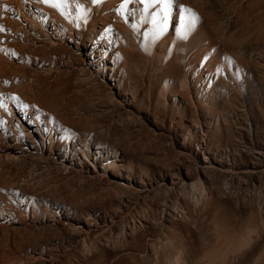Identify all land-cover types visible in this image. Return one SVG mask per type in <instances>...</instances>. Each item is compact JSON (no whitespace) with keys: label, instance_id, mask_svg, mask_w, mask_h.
Masks as SVG:
<instances>
[{"label":"rangeland","instance_id":"obj_1","mask_svg":"<svg viewBox=\"0 0 264 264\" xmlns=\"http://www.w3.org/2000/svg\"><path fill=\"white\" fill-rule=\"evenodd\" d=\"M87 1L100 27L104 13ZM176 4L199 17L182 43L170 39L174 7L169 29L144 41L130 15L109 16L107 43L81 41L75 25L73 38L30 44L27 60L10 61L8 89L37 106L43 129L48 119L67 133L40 156L21 126L0 131V192L16 207L0 219L1 262L42 249L55 264H264V0ZM202 50L219 65L208 77ZM11 195L36 202L25 216Z\"/></svg>","mask_w":264,"mask_h":264},{"label":"bare ground","instance_id":"obj_2","mask_svg":"<svg viewBox=\"0 0 264 264\" xmlns=\"http://www.w3.org/2000/svg\"><path fill=\"white\" fill-rule=\"evenodd\" d=\"M86 1L64 0L60 8H57L43 3L42 0H0V25L3 26V30H0V35H4L5 37L2 38L0 42V103L5 106L0 107V131L5 134L8 126H10L9 130H11V132L15 131L17 125L21 126L24 130H27V135L32 139L34 148L38 150V154L40 156H42L46 151H48V153L52 152L58 146V143H60V141L66 139L65 134L67 133V130L62 128L63 130H58L59 132H56L57 129L53 127L51 120L48 119L45 120L47 129H43L39 120V110L37 109V106L33 111L26 100H22L21 96H19L18 94H13L15 92H12L8 89L9 83L7 82V80H5V78L1 79V75L7 72L6 69L9 67L10 61L27 60L28 57L26 55H23V49L30 44L35 46L37 42H42L43 44L48 42L50 45L55 47L60 43V40L65 38V34H68L70 39L73 38L72 32L75 25L77 26L76 33H78V35L80 36L79 39L81 41L85 40L89 43H93L95 42V40L103 38L107 43V37L111 36L113 33V28L111 26L113 23L112 20H108L109 16L116 17L115 19L122 23H129V21L127 20V15H130L129 19L133 21V26H138V33L143 36L142 39L144 41L146 38H148L149 33H159L161 27L164 28V32L169 29V27L171 26V17L175 11L174 7L179 12V9L176 6H173L172 14L165 26L163 23H161L160 17H157V24H153L152 22L154 14L157 13L160 9L159 5H154L153 7L149 8L147 12H145V5L137 2V0H132V2L127 4L125 6V9L123 10L121 9L123 0H101L100 3L95 4L92 3V0H88L92 5L91 8L93 7V9L98 13L101 10L104 13V19H100L101 25L99 27L95 18H93L95 14H89L90 6L89 4H86ZM78 3L82 6V9L81 7H78ZM82 10L86 13V16H82ZM177 15L179 18V13ZM147 19L150 20L151 24H148V27L141 29L139 27L141 25V21H146ZM51 27L53 29V32H49V28ZM78 27L82 28L83 30L78 31ZM180 27L181 24L178 25V33ZM129 30L133 37V34L135 33H133L131 29ZM37 32L39 33L38 35L36 34ZM86 33H89V35H86ZM178 33L176 35V39L178 41L174 40L175 36H172L170 38L172 43H182L183 41L192 38V36L188 35L186 39H182L180 38ZM31 36L34 37L32 38ZM198 60V65L203 68V70L206 72L207 77L209 76L210 72L217 70V66H219L214 57L210 56L207 50H202L199 52ZM222 61L227 62L228 59ZM224 65L227 66V63ZM198 70H193L194 72L192 78L198 77V75L200 74ZM179 85L181 89L188 88L190 82L187 75L184 74V76L179 79ZM14 97L17 99H14ZM25 105H27V107H25ZM28 110L33 111L31 113L32 121L34 122V126L36 127L37 134L31 129L32 123L28 121V124H26L28 116L27 114L29 113ZM47 131L49 132L48 143L45 141L44 137ZM52 133L54 135H51ZM85 138L86 140L90 141L93 137L88 134ZM89 145L90 142L88 143L86 141V144L84 145V147L86 148L82 147L80 150L83 158L86 157L87 159H89ZM61 165L64 169H67V167H65L63 163H61ZM190 186L194 190V192L197 193L194 196L193 201L198 202L199 198L203 197L204 191L200 179H198L196 182L191 183ZM13 199L15 202H17L15 198ZM35 202L36 200L33 196L25 195L23 202H17L16 204L22 207L20 208L19 212L25 214L26 216L30 208L34 207ZM14 209H16L14 203L9 199V197L0 192V219L5 221L9 220L10 218L7 217L6 214H10ZM89 237L90 236L88 233L85 234L81 239V244H83V247L86 251L90 252L92 250V245L89 243ZM158 241L161 242L162 239L159 238ZM43 255L44 251L42 249H39V251H35L30 261H25L24 259H22V257H17L13 260L9 257V260L7 256L3 257L5 256L3 255L1 256V259L3 257V259L6 258L9 261H0V264H55L54 262L50 263L47 260L44 261ZM178 262H180V257H177L173 262H170L169 264H178Z\"/></svg>","mask_w":264,"mask_h":264},{"label":"snow or ice","instance_id":"obj_3","mask_svg":"<svg viewBox=\"0 0 264 264\" xmlns=\"http://www.w3.org/2000/svg\"><path fill=\"white\" fill-rule=\"evenodd\" d=\"M43 3L49 4V6L60 8L61 4L64 2V0H42ZM101 0H92V3H100ZM132 0H123V3L121 4V9H125V6L129 3H131ZM137 2L144 4L145 8L144 11L147 12L149 8L153 7L154 5H159L160 9L157 13L153 16V24H157V17L161 18V23H163L165 26L167 24V21L169 17L172 14L173 6L176 5V7L179 9V19L181 27L179 29V36L182 39H186L188 34L192 32L194 29L197 21L199 20L198 15L189 7L178 5L176 4V0H137ZM78 7L82 6L79 5ZM82 16H86V13L82 10ZM0 30H3V26L0 25ZM160 33L162 34L164 31V28H160ZM14 99H17L14 97ZM0 107H5L2 103H0ZM27 107V105H25Z\"/></svg>","mask_w":264,"mask_h":264}]
</instances>
